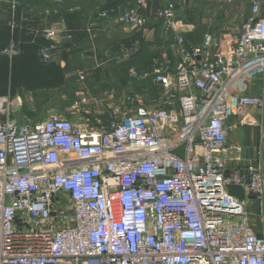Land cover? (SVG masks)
Returning a JSON list of instances; mask_svg holds the SVG:
<instances>
[{
  "label": "built area",
  "instance_id": "built-area-1",
  "mask_svg": "<svg viewBox=\"0 0 264 264\" xmlns=\"http://www.w3.org/2000/svg\"><path fill=\"white\" fill-rule=\"evenodd\" d=\"M156 1L120 0L97 14L142 30ZM262 1L252 0V18L220 52H211L221 47L213 35L189 47L175 34L161 47L151 106L130 96L133 108L116 105L102 120L86 110L98 101L83 95L71 107L82 118L51 112L19 124L0 115V264H264V139L248 161L229 147L237 126L253 124L250 109L264 107V96L241 94L264 74ZM8 3L15 24L19 0ZM157 15L175 30L174 3ZM35 37L47 42L44 63L73 39L64 23ZM18 54L15 40L2 51ZM10 99L0 98V113ZM230 186H243L245 200Z\"/></svg>",
  "mask_w": 264,
  "mask_h": 264
},
{
  "label": "crops",
  "instance_id": "crops-1",
  "mask_svg": "<svg viewBox=\"0 0 264 264\" xmlns=\"http://www.w3.org/2000/svg\"><path fill=\"white\" fill-rule=\"evenodd\" d=\"M117 2L120 3V0H65L63 10L71 19L65 20L62 15L57 19L48 17L46 15L50 14L45 10L43 12L46 15L42 20H22L16 21L15 24L9 22L13 34L23 23H26L29 33L34 37L38 30L45 27L60 26L63 23L67 28L68 25L78 27L79 32L73 34L71 31L73 39L64 41L56 55V57L61 56L57 64L63 68L64 61L69 58L79 54L87 56L86 60L92 59L91 56L95 59L99 50L118 64L113 71H108L112 79L105 85L100 84L103 83V73L99 67L95 72H91L94 66H87L85 63L81 69L73 72L79 90L78 98L74 103L83 95L90 99L95 98L99 104L95 105L94 101H91L92 104L87 105L86 110L102 120L107 118L108 109L116 105H123L125 109L133 108L136 104L128 103L127 97L139 98L150 106L159 100V88L154 85L150 72L151 61L159 55L161 47L169 44L175 34H183L189 47L201 46L206 36L213 35L221 41V47L211 52H220L224 50L225 42L236 40L243 24L253 16L252 0H230V2L228 0H158L146 14L150 24L145 29L136 30L129 25L119 24L113 17L99 19L98 9L116 8ZM169 3L176 5L177 20L175 30L166 33L164 21L158 17L157 12L167 7ZM43 12L39 14L42 15ZM258 18H264V0L261 2ZM74 38H76L75 42ZM102 38L108 40L103 46H101ZM137 41H140L139 46L135 44ZM87 49L91 50L85 51ZM132 70L144 77H134ZM78 71L85 72L86 81L76 78ZM128 77H132L133 83ZM241 94L264 96V74L242 85ZM250 112L254 116L253 124L245 127L237 126L229 137L231 151L237 155L236 150L239 149L240 156L245 161L255 157L264 139V107L250 109ZM231 123L237 124V121L232 119Z\"/></svg>",
  "mask_w": 264,
  "mask_h": 264
},
{
  "label": "trees",
  "instance_id": "trees-1",
  "mask_svg": "<svg viewBox=\"0 0 264 264\" xmlns=\"http://www.w3.org/2000/svg\"><path fill=\"white\" fill-rule=\"evenodd\" d=\"M20 2L21 7L15 15L17 19L24 14L30 20L39 21L44 19L46 14L43 11L45 10L49 11L50 15H46L48 17L57 19L59 15H62L65 20L71 19L64 13V3L58 6L43 0H20ZM45 4H49L50 7L44 8ZM117 4L119 2L115 5ZM41 11L42 15L39 14ZM11 19L12 12L9 7L8 19L0 23V96L14 97L23 91L31 94L48 93L66 85L65 69L57 63H44L39 56L40 48L47 42L41 37L31 35L26 23H23L21 28L16 29L13 34L9 23ZM68 26L73 34L79 32L78 27ZM12 39L19 44V54L10 59L3 56L2 51ZM28 115L32 116L30 112Z\"/></svg>",
  "mask_w": 264,
  "mask_h": 264
},
{
  "label": "rangeland",
  "instance_id": "rangeland-1",
  "mask_svg": "<svg viewBox=\"0 0 264 264\" xmlns=\"http://www.w3.org/2000/svg\"><path fill=\"white\" fill-rule=\"evenodd\" d=\"M9 7L10 4L8 3V0H0V21L2 23L8 19ZM19 7H21L20 0ZM49 7V4H45L44 6V8ZM20 16V19L16 18V21L19 22L22 20H30V18H26L24 14H21ZM101 41V46H103L108 40L102 38ZM85 48H87V46ZM89 50L91 49H87L85 51ZM99 51L97 52V58L95 59L94 56H91L92 59L86 60L87 56L84 57L77 54L76 56L69 58V60L64 61V69L66 71V85H64L62 88L50 91L48 93L39 92L38 94H31L25 91L19 92L16 96L11 97L8 104H5L1 107L2 110L6 111L1 112L0 115L7 117V113H10V118L19 124L42 121L46 119L48 114L51 112L59 113L63 117H70L71 114L78 115V118L84 117L83 114L82 116L79 113H74L73 109L71 108L74 104V101L78 98L77 93L79 92L78 83H76L77 81L75 82L76 79L73 75V72L81 69L85 63L87 66H94V69L91 72H95L97 67H99L103 73L102 81L104 83L103 84L100 82V84L105 85L112 79V77L108 75V71H113L114 67H117L116 65H118L114 61H111V58H109L107 54H103ZM82 55H84V53H82ZM60 58L61 56H55L50 63H58L60 62ZM126 75L128 76L127 73ZM131 78L130 82L133 83ZM3 97L6 96H0V98ZM29 112L32 114V116L28 115Z\"/></svg>",
  "mask_w": 264,
  "mask_h": 264
},
{
  "label": "water",
  "instance_id": "water-1",
  "mask_svg": "<svg viewBox=\"0 0 264 264\" xmlns=\"http://www.w3.org/2000/svg\"><path fill=\"white\" fill-rule=\"evenodd\" d=\"M245 185H248V178L245 180ZM229 194L240 201H244L246 196H245V189L243 186H230L228 188ZM253 198V197H252Z\"/></svg>",
  "mask_w": 264,
  "mask_h": 264
}]
</instances>
